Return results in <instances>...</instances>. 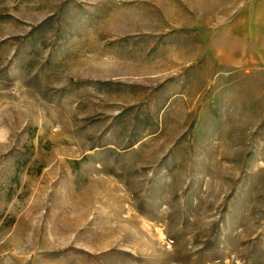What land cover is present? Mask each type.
I'll list each match as a JSON object with an SVG mask.
<instances>
[{"label": "rangeland", "instance_id": "rangeland-1", "mask_svg": "<svg viewBox=\"0 0 264 264\" xmlns=\"http://www.w3.org/2000/svg\"><path fill=\"white\" fill-rule=\"evenodd\" d=\"M244 1L0 0V264H264Z\"/></svg>", "mask_w": 264, "mask_h": 264}, {"label": "crops", "instance_id": "crops-1", "mask_svg": "<svg viewBox=\"0 0 264 264\" xmlns=\"http://www.w3.org/2000/svg\"><path fill=\"white\" fill-rule=\"evenodd\" d=\"M211 43L220 65L264 70V0L244 1Z\"/></svg>", "mask_w": 264, "mask_h": 264}]
</instances>
